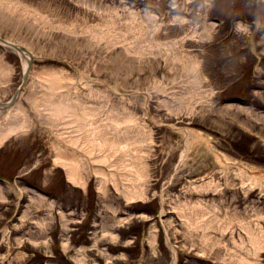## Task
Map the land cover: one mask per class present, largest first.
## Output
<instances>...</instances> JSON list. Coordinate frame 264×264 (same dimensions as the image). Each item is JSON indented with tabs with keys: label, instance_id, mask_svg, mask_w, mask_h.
<instances>
[{
	"label": "rangeland",
	"instance_id": "1",
	"mask_svg": "<svg viewBox=\"0 0 264 264\" xmlns=\"http://www.w3.org/2000/svg\"><path fill=\"white\" fill-rule=\"evenodd\" d=\"M0 38V264H264V0H0Z\"/></svg>",
	"mask_w": 264,
	"mask_h": 264
},
{
	"label": "bare ground",
	"instance_id": "2",
	"mask_svg": "<svg viewBox=\"0 0 264 264\" xmlns=\"http://www.w3.org/2000/svg\"><path fill=\"white\" fill-rule=\"evenodd\" d=\"M26 57H27V59H28V61L30 60V57L28 56V55H25ZM179 132H181L183 135H184V137H185V139L186 140H190V139H192V138H194V132L193 131H190V130H188V129H184V130H179ZM12 133H8L7 135L5 134V135H3L2 137H1V140H0V146L1 145H3L4 144V142L8 139V137L11 135ZM196 135H197V137H199L200 135L199 134H197L196 133ZM79 138L80 137H72V145H75V146H77V145H79ZM200 138V137H199ZM81 148L83 149V147L81 146ZM90 154H92V150H90V152H89ZM186 157V154L184 153L183 154V158H185ZM59 165H61V166H63L64 167V169L66 170V173H67V177H68V179H69V181L72 183V184H74V185H82V186H85V183H82L81 182V180L78 178V176H77V172H78V169L76 168V170H75V167H74V164L73 163H69V162H67V161H56Z\"/></svg>",
	"mask_w": 264,
	"mask_h": 264
},
{
	"label": "water",
	"instance_id": "3",
	"mask_svg": "<svg viewBox=\"0 0 264 264\" xmlns=\"http://www.w3.org/2000/svg\"><path fill=\"white\" fill-rule=\"evenodd\" d=\"M0 42L2 44H4L5 46H8V47H11V48L15 49L17 52H19L23 56L28 55L30 57V60L28 61L29 62V66H28V69L26 70V73H25V81H26V79L28 77V74H29V71H30V68L33 65V56H32V54L27 49H25L24 47L19 46V45L15 44V43L9 42V41H7L5 39L0 38ZM24 83H23V85H24ZM20 92H21V89L16 92V94L13 96L12 100L9 103H7V104H1L0 103V109H8L10 106L14 105L15 102L17 101V98H18Z\"/></svg>",
	"mask_w": 264,
	"mask_h": 264
}]
</instances>
